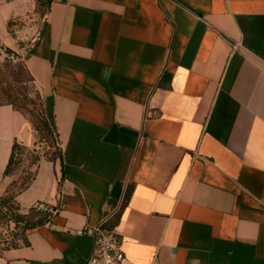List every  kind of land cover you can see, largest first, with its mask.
Segmentation results:
<instances>
[{"label":"crops","instance_id":"0c3cea01","mask_svg":"<svg viewBox=\"0 0 264 264\" xmlns=\"http://www.w3.org/2000/svg\"><path fill=\"white\" fill-rule=\"evenodd\" d=\"M34 7L0 0L3 49ZM36 39L65 173L40 162L17 201L54 216L0 264H86L101 225L128 264H264V0H56ZM15 141L32 127L0 106V195Z\"/></svg>","mask_w":264,"mask_h":264},{"label":"trees","instance_id":"16d2710c","mask_svg":"<svg viewBox=\"0 0 264 264\" xmlns=\"http://www.w3.org/2000/svg\"><path fill=\"white\" fill-rule=\"evenodd\" d=\"M51 2L52 0H35V9L40 20L46 15ZM22 20L23 17L8 22L10 34L15 35V32L19 31L18 22ZM37 43L38 39L32 44L29 42L21 45V48L27 50L25 56L6 49L9 59L0 60V106L9 105L21 113L31 125L35 137L32 149L18 141L14 142L4 171V177L10 182L5 192L0 195V221L13 223L15 233L8 245L2 247L0 245L1 251L26 244L27 231L47 224L54 216L49 211V205L25 210L17 201V197L25 192L36 178L40 162L46 160L53 164L59 163L63 175L65 173L63 153L57 144L53 127L47 119L44 100L33 87V77L26 66V60L33 54ZM36 145L43 147L38 149ZM27 153L31 154L32 159L26 162L24 159Z\"/></svg>","mask_w":264,"mask_h":264},{"label":"built area","instance_id":"2783aa9c","mask_svg":"<svg viewBox=\"0 0 264 264\" xmlns=\"http://www.w3.org/2000/svg\"><path fill=\"white\" fill-rule=\"evenodd\" d=\"M54 1L56 0H52V2ZM4 59H9V55L0 45V60ZM107 219L108 217L105 222ZM77 234L79 236H90L94 240L93 253L86 264H128V260L123 253L122 241L115 232L109 231L101 225L86 227L78 230Z\"/></svg>","mask_w":264,"mask_h":264},{"label":"rangeland","instance_id":"374dc122","mask_svg":"<svg viewBox=\"0 0 264 264\" xmlns=\"http://www.w3.org/2000/svg\"><path fill=\"white\" fill-rule=\"evenodd\" d=\"M40 19L37 15V9H32L31 12H29L26 16L23 17V20L18 22V29H19V33L15 34V37L21 39L19 40V43L21 45L29 43L32 44V40H34V38H36V32H37V28L39 26V22ZM22 41V42H21ZM17 52L22 54L23 56L26 55L27 50H20L17 49ZM36 147L39 149L43 147V145H40L39 147L36 145ZM33 146L30 147V149H32ZM41 151V149H40ZM31 154L27 153L26 157H25V161H31ZM22 171V170H21ZM23 172V171H22ZM49 211L52 213L51 208L49 209ZM13 233H15V229H14V224L13 223H5V221L1 220L0 221V245L2 246H6L8 245L12 239H13Z\"/></svg>","mask_w":264,"mask_h":264},{"label":"water","instance_id":"95a60500","mask_svg":"<svg viewBox=\"0 0 264 264\" xmlns=\"http://www.w3.org/2000/svg\"><path fill=\"white\" fill-rule=\"evenodd\" d=\"M51 211H52V213H53V212L55 211V208H52Z\"/></svg>","mask_w":264,"mask_h":264}]
</instances>
